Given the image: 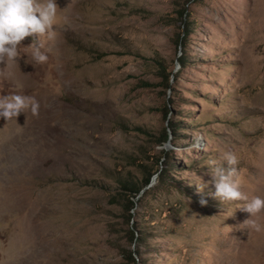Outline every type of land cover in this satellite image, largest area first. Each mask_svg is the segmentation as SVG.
<instances>
[{"label": "rangeland", "instance_id": "obj_1", "mask_svg": "<svg viewBox=\"0 0 264 264\" xmlns=\"http://www.w3.org/2000/svg\"><path fill=\"white\" fill-rule=\"evenodd\" d=\"M56 2L54 37L0 63V97L40 104L0 118V264H264V211L256 232L195 185L230 151L264 199V0Z\"/></svg>", "mask_w": 264, "mask_h": 264}, {"label": "clouds", "instance_id": "obj_2", "mask_svg": "<svg viewBox=\"0 0 264 264\" xmlns=\"http://www.w3.org/2000/svg\"><path fill=\"white\" fill-rule=\"evenodd\" d=\"M58 10L56 0H0V63L10 61L17 64L16 61L20 57L18 49L25 38L34 39L44 35H47L49 39L53 38L55 35L53 24ZM28 47L32 48L33 59L37 63L47 62L48 57L40 51L38 43H31ZM39 108V102L31 96L13 94L0 97V118L5 121L16 119L26 109H30L33 116H38ZM195 147L202 149L200 144ZM224 164L227 168L223 167ZM237 164L236 154L230 151L221 153L220 162L210 160L211 180L204 182L201 177H196L197 194L201 195L198 202L201 206L206 205L207 200L202 193L211 183L215 188L214 196L221 201L244 202L239 209L248 213L250 218L246 219L242 225L260 232L262 226L254 217L264 211V199L258 196L249 199L241 191ZM224 228L231 230L227 226Z\"/></svg>", "mask_w": 264, "mask_h": 264}, {"label": "trees", "instance_id": "obj_3", "mask_svg": "<svg viewBox=\"0 0 264 264\" xmlns=\"http://www.w3.org/2000/svg\"><path fill=\"white\" fill-rule=\"evenodd\" d=\"M182 61H183L182 58L181 59H177V63H178V66L179 67L182 66ZM161 71L163 72V78H162V80H163V87L164 88H168V85H167L168 84V78L171 75V73L165 74L163 68H161ZM143 85L144 86H150V85H148L146 83H144ZM168 113H169V109L168 110H164V112H163L164 116H165V114H168ZM167 130H168L167 133H166V131H163V134H162V140H163V142H166L167 141L168 136H169V133L168 132H172V133L174 132V129L171 128V127H167ZM150 174H152V173L147 174L143 178L142 185L141 186L135 187L134 185H132V187L130 189H123V190L129 191L130 194L132 195V196H127L124 199V204H125L124 211L127 213V219L128 220L130 219V214H128V211L131 210V208L133 206V202L131 200H129L128 197H134L135 195L138 194V192L142 189L143 186H145L146 184H148V182L150 180ZM153 174H155V181L157 183L158 182L160 183L161 178H162L164 172H162V171H159V172L154 171ZM135 232L136 231L134 230V227L131 224L129 230H127L128 241L129 242H132L134 240L133 233H135ZM136 234H139L140 235V233H136ZM126 260L128 261L129 264H137L139 262L138 261L139 260V258H138V252L137 251H135V252L127 251L126 252Z\"/></svg>", "mask_w": 264, "mask_h": 264}]
</instances>
